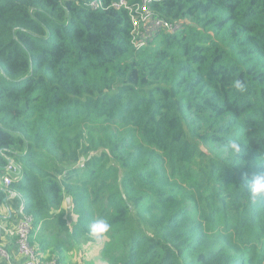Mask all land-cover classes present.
Returning a JSON list of instances; mask_svg holds the SVG:
<instances>
[{
	"label": "trees",
	"instance_id": "obj_1",
	"mask_svg": "<svg viewBox=\"0 0 264 264\" xmlns=\"http://www.w3.org/2000/svg\"><path fill=\"white\" fill-rule=\"evenodd\" d=\"M102 1L0 0V181L20 168L0 208L20 193L58 264L99 241L109 264H264L247 188L264 171V0H155L183 27L140 49Z\"/></svg>",
	"mask_w": 264,
	"mask_h": 264
},
{
	"label": "built area",
	"instance_id": "obj_2",
	"mask_svg": "<svg viewBox=\"0 0 264 264\" xmlns=\"http://www.w3.org/2000/svg\"><path fill=\"white\" fill-rule=\"evenodd\" d=\"M153 1L155 0H143L142 3L132 5L129 0H118L108 6L125 8L129 11L132 21V43L138 49L151 45L155 38L162 33H177L183 27L180 20L171 21L155 15L151 8ZM91 6L95 9L105 8L102 0H93ZM19 171V166L13 160H10L6 167L7 174L3 179L6 188L12 183V176L18 174ZM33 226V216L22 211L21 220L13 234L16 236L20 253L26 258V264H58L56 259L43 258L42 251L33 243L31 237Z\"/></svg>",
	"mask_w": 264,
	"mask_h": 264
},
{
	"label": "crops",
	"instance_id": "obj_3",
	"mask_svg": "<svg viewBox=\"0 0 264 264\" xmlns=\"http://www.w3.org/2000/svg\"><path fill=\"white\" fill-rule=\"evenodd\" d=\"M0 185L4 186L3 181H0ZM22 207L21 194L10 190L7 200L0 208V264H26V258L20 253L16 236L13 234L21 220ZM40 234L41 231L33 237V242L36 246L39 245L37 238ZM72 252L69 251V253Z\"/></svg>",
	"mask_w": 264,
	"mask_h": 264
},
{
	"label": "clouds",
	"instance_id": "obj_4",
	"mask_svg": "<svg viewBox=\"0 0 264 264\" xmlns=\"http://www.w3.org/2000/svg\"><path fill=\"white\" fill-rule=\"evenodd\" d=\"M235 86L237 88L242 87L239 81L236 82ZM230 146L234 151L238 152L240 150L239 145L235 141L231 142ZM247 188L249 195L253 201L264 198V171H259L253 174L248 181ZM110 230L111 224L103 218L96 219L89 225V234L95 238L106 235ZM70 255H73V257L75 258L74 253Z\"/></svg>",
	"mask_w": 264,
	"mask_h": 264
},
{
	"label": "rangeland",
	"instance_id": "obj_5",
	"mask_svg": "<svg viewBox=\"0 0 264 264\" xmlns=\"http://www.w3.org/2000/svg\"><path fill=\"white\" fill-rule=\"evenodd\" d=\"M101 242L87 243L81 249L75 250V258L69 253L68 260L74 264H109L101 254Z\"/></svg>",
	"mask_w": 264,
	"mask_h": 264
},
{
	"label": "water",
	"instance_id": "obj_6",
	"mask_svg": "<svg viewBox=\"0 0 264 264\" xmlns=\"http://www.w3.org/2000/svg\"><path fill=\"white\" fill-rule=\"evenodd\" d=\"M6 200H7V198H6ZM6 200H5V201H6ZM67 200L70 201V198L68 197Z\"/></svg>",
	"mask_w": 264,
	"mask_h": 264
},
{
	"label": "bare ground",
	"instance_id": "obj_7",
	"mask_svg": "<svg viewBox=\"0 0 264 264\" xmlns=\"http://www.w3.org/2000/svg\"><path fill=\"white\" fill-rule=\"evenodd\" d=\"M262 123V122H261Z\"/></svg>",
	"mask_w": 264,
	"mask_h": 264
}]
</instances>
